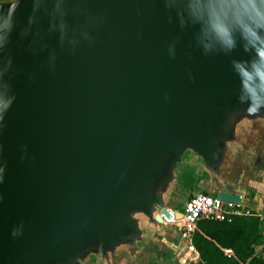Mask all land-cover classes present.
I'll list each match as a JSON object with an SVG mask.
<instances>
[{
	"label": "water",
	"instance_id": "95a60500",
	"mask_svg": "<svg viewBox=\"0 0 264 264\" xmlns=\"http://www.w3.org/2000/svg\"><path fill=\"white\" fill-rule=\"evenodd\" d=\"M195 4L0 0V264H193L170 249L181 180L262 196L264 110L232 68L247 54Z\"/></svg>",
	"mask_w": 264,
	"mask_h": 264
},
{
	"label": "clouds",
	"instance_id": "9594fccd",
	"mask_svg": "<svg viewBox=\"0 0 264 264\" xmlns=\"http://www.w3.org/2000/svg\"><path fill=\"white\" fill-rule=\"evenodd\" d=\"M18 2V0H17ZM17 3L11 7L14 9ZM194 12L207 16L205 35L219 49L231 53L242 48L246 59L233 60L239 79V100L249 114L264 110V0H196ZM7 27H12L8 17ZM3 37H0L2 40Z\"/></svg>",
	"mask_w": 264,
	"mask_h": 264
},
{
	"label": "built area",
	"instance_id": "2783aa9c",
	"mask_svg": "<svg viewBox=\"0 0 264 264\" xmlns=\"http://www.w3.org/2000/svg\"><path fill=\"white\" fill-rule=\"evenodd\" d=\"M259 215L258 209L248 204L244 200L236 202L224 200L217 195H212L203 191H199L190 195L183 207L182 216L172 217L169 221H179L181 238L187 244L188 251L193 255L197 254L193 244V236L197 228L199 220H217L232 222L236 217ZM230 254V249H225Z\"/></svg>",
	"mask_w": 264,
	"mask_h": 264
},
{
	"label": "crops",
	"instance_id": "0c3cea01",
	"mask_svg": "<svg viewBox=\"0 0 264 264\" xmlns=\"http://www.w3.org/2000/svg\"><path fill=\"white\" fill-rule=\"evenodd\" d=\"M198 189H192V190H196L197 193L200 190V186L197 185ZM193 191H190V195L194 194ZM261 193L262 196L258 199V200H250L248 199L247 202L248 204L252 205L254 208L258 209L259 215L258 219H259V223H258V229L256 230V239L255 241L257 243H261L264 241V179L262 180V188H261ZM251 198V196L249 197ZM215 223H212L208 220H199L198 224H197V228L196 230L198 231L199 235H202L203 237L206 238H210L211 240H213L209 235L210 233L216 234L215 230H214V225ZM220 224L222 227H230L231 225H225L222 223H218ZM235 225V224H234ZM239 223H237L234 228H236V230L234 232H231L232 237L234 236V238H231L233 243L229 244V245H225V246H221L218 243H216L218 245V247L223 251L224 255L231 257L233 255V257H238L240 254V252L242 251L243 246L241 244H239V242H245V236L248 234V229L247 228H242V226L238 227ZM251 231V229H250ZM253 233V232H252ZM220 235H222L221 233H219ZM199 241V250L202 249L204 250L205 247H207L206 245H204V240H202L201 238H198ZM250 242V241H248ZM239 244V245H238ZM250 245L253 246V249L256 248L257 249V245H255L254 241L250 242ZM175 246V245H174ZM171 248L172 251L174 252L175 248ZM187 244L184 242V246L182 247V250L184 251L183 255L181 254H176L178 255L177 259L180 258V256H188L191 254L190 251H188V248L186 247ZM225 249H230L231 252L230 254H227L225 252ZM197 254L193 255L192 257V262L193 264H204V261L202 260L200 251L196 250ZM179 252V251H178ZM238 254V255H237ZM171 256V255H170ZM148 264H170L169 261H163V260H157L156 261H151Z\"/></svg>",
	"mask_w": 264,
	"mask_h": 264
},
{
	"label": "rangeland",
	"instance_id": "374dc122",
	"mask_svg": "<svg viewBox=\"0 0 264 264\" xmlns=\"http://www.w3.org/2000/svg\"><path fill=\"white\" fill-rule=\"evenodd\" d=\"M201 178L204 179L203 184H206L205 181H207V174H205L204 172L199 174V175H192L191 173H189V176L185 177V180H181L180 182V186L183 187V190L185 192L187 191H193L196 192V190H192V189H198L196 188L197 185L201 184ZM200 191V190H199ZM182 196V195H181ZM185 197V194H183L182 196V200ZM179 209L183 210V203H180L177 205ZM254 227H256L258 229L257 225H254ZM255 233V230L253 231ZM254 235V234H253ZM251 235L249 237V239L251 240L252 236ZM199 233L196 230L193 236V244L196 248V250H199ZM256 239V238H255ZM255 239L253 238L251 241H254L255 245H257V249L254 248L252 246V250L251 251H241L238 257H233V255L231 257L228 256H224L222 254H220V251L215 250L211 247L210 251H205L203 254L205 259H202L204 261V264H264V241L261 243H257L255 241ZM248 241V240H247ZM208 243L204 242V245H207ZM238 255V254H237ZM175 256V255H174ZM214 256V257H211ZM232 258V259H229Z\"/></svg>",
	"mask_w": 264,
	"mask_h": 264
},
{
	"label": "trees",
	"instance_id": "16d2710c",
	"mask_svg": "<svg viewBox=\"0 0 264 264\" xmlns=\"http://www.w3.org/2000/svg\"><path fill=\"white\" fill-rule=\"evenodd\" d=\"M205 220V219H204ZM212 223H215L214 226V230L216 232V234L210 233V237L213 239L211 240L210 238H206L203 237L202 235H199V238H201L202 240H204V242L208 243L205 247L204 250L200 249V254L202 259H205L203 254L205 251H210L211 247L215 250L220 251V254L224 255L223 251L218 247V245L216 243H218L221 246H225V245H229L231 243H233L231 238H234V236L232 237L231 232H234L236 230V228H234V226L239 223V226H242V228H247L248 229V234L244 237L245 242H239V244H241L243 246L242 251H251L252 250V246L250 245V242H252L251 240L254 238H256V230L257 228L254 227V225L258 226L259 223V219L257 215H252V216H241V217H236L232 222H225V221H217V220H208ZM218 223H222L225 225H231L230 227H222L220 224ZM235 224V225H234ZM251 229V231H250ZM255 230V233L253 232ZM253 232V233H252ZM219 233H221L222 235H220ZM254 234V235H253ZM252 236L251 240L249 239V237ZM250 242H248V241ZM238 244V245H239ZM202 252V253H201ZM211 252V251H210ZM226 257V255H224ZM214 257V256H211ZM232 259V258H229ZM209 264V262H208Z\"/></svg>",
	"mask_w": 264,
	"mask_h": 264
},
{
	"label": "flooded vegetation",
	"instance_id": "af4514ba",
	"mask_svg": "<svg viewBox=\"0 0 264 264\" xmlns=\"http://www.w3.org/2000/svg\"><path fill=\"white\" fill-rule=\"evenodd\" d=\"M184 240L180 237V239L179 240H176L175 241V246H174V248H175V250H174V252L176 253V254H181V255H183V253H184V251L182 250V247L184 246ZM179 251V252H178ZM178 257V255H175V259Z\"/></svg>",
	"mask_w": 264,
	"mask_h": 264
}]
</instances>
